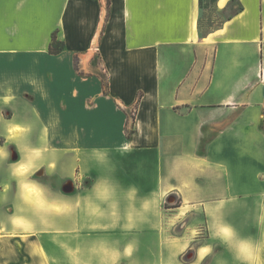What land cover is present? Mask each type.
<instances>
[{"label":"crops","instance_id":"1","mask_svg":"<svg viewBox=\"0 0 264 264\" xmlns=\"http://www.w3.org/2000/svg\"><path fill=\"white\" fill-rule=\"evenodd\" d=\"M212 8L0 0V264H253L264 0Z\"/></svg>","mask_w":264,"mask_h":264},{"label":"clouds","instance_id":"2","mask_svg":"<svg viewBox=\"0 0 264 264\" xmlns=\"http://www.w3.org/2000/svg\"><path fill=\"white\" fill-rule=\"evenodd\" d=\"M233 246L238 250V251H244L247 252L248 255L245 256L244 258L247 259L250 262H253V264H260L261 261V250L264 249V244L261 243H255L250 239H235L233 238ZM133 251V245L129 244L125 250L124 254L127 256H130ZM120 257V253L113 250L112 252V264H117L118 260Z\"/></svg>","mask_w":264,"mask_h":264},{"label":"rangeland","instance_id":"3","mask_svg":"<svg viewBox=\"0 0 264 264\" xmlns=\"http://www.w3.org/2000/svg\"><path fill=\"white\" fill-rule=\"evenodd\" d=\"M204 16L200 25L201 33L218 26V23L226 16V12H216L209 0H205Z\"/></svg>","mask_w":264,"mask_h":264},{"label":"trees","instance_id":"4","mask_svg":"<svg viewBox=\"0 0 264 264\" xmlns=\"http://www.w3.org/2000/svg\"><path fill=\"white\" fill-rule=\"evenodd\" d=\"M210 3L213 5V3L215 2V0H209ZM199 5L200 7H205V0H199ZM54 42V41H53ZM50 53H58L61 50V47H57V48H52L50 46ZM3 144V140L0 138V145ZM179 205V201H177V203H175L173 206H178ZM165 206H167V203H165ZM186 255L183 256V258L185 259Z\"/></svg>","mask_w":264,"mask_h":264}]
</instances>
